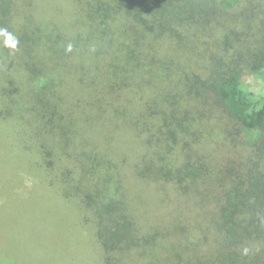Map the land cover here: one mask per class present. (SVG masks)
<instances>
[{
	"label": "trees",
	"instance_id": "obj_1",
	"mask_svg": "<svg viewBox=\"0 0 264 264\" xmlns=\"http://www.w3.org/2000/svg\"><path fill=\"white\" fill-rule=\"evenodd\" d=\"M0 28V205L65 211L0 264H264V0H0Z\"/></svg>",
	"mask_w": 264,
	"mask_h": 264
},
{
	"label": "rangeland",
	"instance_id": "obj_2",
	"mask_svg": "<svg viewBox=\"0 0 264 264\" xmlns=\"http://www.w3.org/2000/svg\"><path fill=\"white\" fill-rule=\"evenodd\" d=\"M12 140L14 141L15 139L13 138V136L11 137V135H9V132L6 130V128H5V130L1 128L0 129V146H4V144H7V143H8L7 145L9 146V144L12 142ZM18 153L19 152L17 150L8 152V154L13 155L16 158L19 157ZM13 159L11 161H13ZM12 165H14V164L12 163ZM12 165L10 164L7 167L8 174H10L11 179H6L4 186L11 188L10 184H12V186L13 185L15 186V184L16 185L19 184L22 187L18 188L17 191L21 192V190H26L25 191V193H26L33 186V182H32L33 178H30V176L27 175L25 167H22V171L20 172V175H18V173H17V177H14V175L16 176V174L14 172L15 169H14V167H12ZM0 177H1V175H0ZM8 177L9 176H7V178ZM14 180H15V182H13ZM33 189L35 192L33 194L34 199L32 200V202H30L27 205H24V207L20 208L19 210L13 211L15 214L18 215L17 218H12L14 213L11 210H14L15 208H14V206H11V203L8 200H6L5 203H3L4 201L2 202L3 206L0 205V208L3 207L1 209L0 213H3L2 214L3 217L6 215V217H4V218H6V221L5 220L0 221V241L3 240L6 242L8 253L10 255H12L13 257L16 256L17 252L21 249V247L18 250L13 249V248H11V243H8V242H14V241H16V242L20 241L21 242L22 239H21L20 234H23V231H24V227L20 226L21 223H26V221L28 219H32V218L38 219L39 221H41L42 218L46 219L47 216H45V214H46L47 209H49L52 212L51 214L54 213V216H55V214H56V216H58V215L60 216L61 214H65L64 209H62L63 208L62 205L61 206L59 204L52 205L49 200L44 201V204H46V205L39 206V204L43 203L42 199L40 200V198H39V195L41 192L39 193L35 190V188H33ZM0 201H2V200L0 199ZM59 206L62 208H60ZM65 206L69 207V205H67V204H65ZM10 212H11V214L9 215L8 213H10ZM9 216H11V218H8ZM50 218L51 217H49V219ZM10 231H11V233L9 234ZM58 231H59V229L57 230V228H54L52 231L50 230V232H51L50 234H53V233L57 234Z\"/></svg>",
	"mask_w": 264,
	"mask_h": 264
},
{
	"label": "clouds",
	"instance_id": "obj_3",
	"mask_svg": "<svg viewBox=\"0 0 264 264\" xmlns=\"http://www.w3.org/2000/svg\"><path fill=\"white\" fill-rule=\"evenodd\" d=\"M0 36L4 37L3 44L12 50H16L19 44V38L13 33L9 32L6 28H0ZM71 50V45H69Z\"/></svg>",
	"mask_w": 264,
	"mask_h": 264
}]
</instances>
